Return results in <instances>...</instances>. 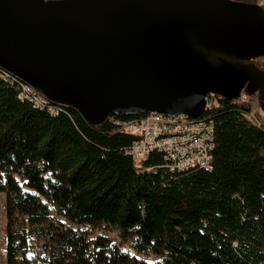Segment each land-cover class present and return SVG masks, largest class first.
<instances>
[{"label": "trees", "instance_id": "obj_1", "mask_svg": "<svg viewBox=\"0 0 264 264\" xmlns=\"http://www.w3.org/2000/svg\"><path fill=\"white\" fill-rule=\"evenodd\" d=\"M213 101L211 170L173 173L158 151L139 169L124 125L147 113L93 124L0 75L7 264H264V126L250 102Z\"/></svg>", "mask_w": 264, "mask_h": 264}, {"label": "water", "instance_id": "obj_2", "mask_svg": "<svg viewBox=\"0 0 264 264\" xmlns=\"http://www.w3.org/2000/svg\"><path fill=\"white\" fill-rule=\"evenodd\" d=\"M264 9L238 0H0V68L93 124L264 96Z\"/></svg>", "mask_w": 264, "mask_h": 264}, {"label": "built area", "instance_id": "obj_3", "mask_svg": "<svg viewBox=\"0 0 264 264\" xmlns=\"http://www.w3.org/2000/svg\"><path fill=\"white\" fill-rule=\"evenodd\" d=\"M0 75L12 84L20 85L21 99L32 102L36 108L57 113L58 108L66 107L50 102L40 91L3 68H0ZM246 95L243 91L235 102L241 104ZM212 105L213 102L209 99L207 111ZM124 129L138 135L129 148V153L139 169L143 167V161L155 151L163 153L164 166L173 173L193 168L212 169L215 125L207 116L193 118L186 114L168 116L149 113L126 123Z\"/></svg>", "mask_w": 264, "mask_h": 264}, {"label": "rangeland", "instance_id": "obj_4", "mask_svg": "<svg viewBox=\"0 0 264 264\" xmlns=\"http://www.w3.org/2000/svg\"><path fill=\"white\" fill-rule=\"evenodd\" d=\"M238 1H244V2L251 1L250 3H257L260 6H262L264 9V0H238ZM211 101L214 103L213 100ZM246 102H250L252 107L251 112L245 114L246 119L257 126H264V107L262 105V102L257 97V95L247 94L245 101L242 102L241 104ZM7 236H8V227H7L6 193L0 192V264H7ZM111 236L114 239H116L115 234L112 233Z\"/></svg>", "mask_w": 264, "mask_h": 264}, {"label": "flooded vegetation", "instance_id": "obj_5", "mask_svg": "<svg viewBox=\"0 0 264 264\" xmlns=\"http://www.w3.org/2000/svg\"><path fill=\"white\" fill-rule=\"evenodd\" d=\"M254 63L256 65V67H258L259 69H262L264 71V56L261 57H255L254 58ZM246 92V91H244ZM248 95H250V93L246 92ZM252 95H257V97L259 98V100L262 102V105L264 107V96L261 94V92L258 90L256 92H254ZM215 95H212L210 97L211 100H213V97Z\"/></svg>", "mask_w": 264, "mask_h": 264}, {"label": "bare ground", "instance_id": "obj_6", "mask_svg": "<svg viewBox=\"0 0 264 264\" xmlns=\"http://www.w3.org/2000/svg\"><path fill=\"white\" fill-rule=\"evenodd\" d=\"M147 114H149V113H147ZM147 114H146V115H147Z\"/></svg>", "mask_w": 264, "mask_h": 264}]
</instances>
